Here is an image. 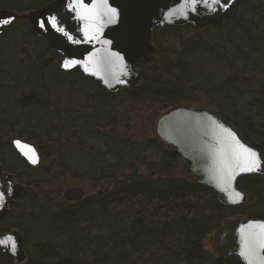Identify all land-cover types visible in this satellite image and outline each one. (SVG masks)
I'll use <instances>...</instances> for the list:
<instances>
[{"label":"trees","instance_id":"16d2710c","mask_svg":"<svg viewBox=\"0 0 264 264\" xmlns=\"http://www.w3.org/2000/svg\"><path fill=\"white\" fill-rule=\"evenodd\" d=\"M50 1L0 0V10ZM152 38L154 51L136 63L140 83L109 93L78 69L59 70L60 56L26 21L0 37V159L26 186L0 231L23 235V264H241L209 243L230 219L264 220V174L238 180L243 205L222 206L151 125L173 108H208L264 158V0L222 25L168 26ZM17 138L37 148L38 168L15 154ZM73 185L85 190L80 202L61 198ZM0 264L17 263L0 255Z\"/></svg>","mask_w":264,"mask_h":264},{"label":"water","instance_id":"95a60500","mask_svg":"<svg viewBox=\"0 0 264 264\" xmlns=\"http://www.w3.org/2000/svg\"><path fill=\"white\" fill-rule=\"evenodd\" d=\"M249 0H54L38 10L18 14L0 10V36L13 22L24 20L37 37L46 40L61 59L63 72L75 69L100 83L109 93L135 87L141 79L137 61H147L154 50L157 28L191 25L203 29L234 19ZM157 137L181 157L188 177L212 189L227 207L245 203L238 179L261 175L264 160L241 134L218 113L202 108L179 107L155 121ZM14 151L31 167L40 155L21 139L11 142ZM25 187L4 172L0 163V220L5 219ZM61 197L78 201L80 187L64 190ZM23 235L13 229L0 232V254L18 263L26 259ZM220 258L236 257L241 264H264V220H233L213 236Z\"/></svg>","mask_w":264,"mask_h":264},{"label":"rangeland","instance_id":"374dc122","mask_svg":"<svg viewBox=\"0 0 264 264\" xmlns=\"http://www.w3.org/2000/svg\"><path fill=\"white\" fill-rule=\"evenodd\" d=\"M144 119L145 120L142 122H141V120L137 119V122H141L140 124H138V128H140V127L144 128L145 125H148V120L146 119V117H144ZM151 127H154V124H152ZM209 244H211V241Z\"/></svg>","mask_w":264,"mask_h":264}]
</instances>
